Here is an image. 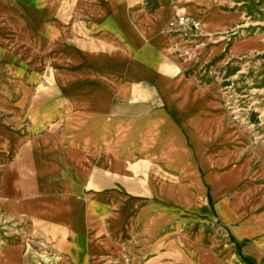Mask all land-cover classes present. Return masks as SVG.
Segmentation results:
<instances>
[{"label": "crops", "instance_id": "crops-1", "mask_svg": "<svg viewBox=\"0 0 264 264\" xmlns=\"http://www.w3.org/2000/svg\"><path fill=\"white\" fill-rule=\"evenodd\" d=\"M254 2L0 0V234L20 264H264V168L227 139L220 77L188 71L264 52Z\"/></svg>", "mask_w": 264, "mask_h": 264}, {"label": "rangeland", "instance_id": "rangeland-1", "mask_svg": "<svg viewBox=\"0 0 264 264\" xmlns=\"http://www.w3.org/2000/svg\"><path fill=\"white\" fill-rule=\"evenodd\" d=\"M245 1L248 2L246 6L254 4V10L260 7V4H256L254 0ZM252 12L245 16V22L248 25L246 24L244 28L249 31H251L250 27L253 26L254 21ZM257 18L264 21V13L257 16ZM216 65V57L209 61L200 58L188 71L193 72V69H195L204 75L200 85L208 83L210 81L209 76L216 75L220 77V85L226 91L224 114L231 125L230 128L227 124V139L232 134H236L233 142L240 146L243 161L250 163L251 171L264 168V52L242 56L235 62L227 63L223 69L216 68ZM53 66L52 63L50 66L51 74L55 70ZM52 81L51 78V83ZM232 129H234V132H232ZM226 148H232V146L226 143ZM11 235L0 234V264L21 263V247L8 243ZM31 246L38 247L42 244L40 240H33Z\"/></svg>", "mask_w": 264, "mask_h": 264}, {"label": "built area", "instance_id": "built-area-1", "mask_svg": "<svg viewBox=\"0 0 264 264\" xmlns=\"http://www.w3.org/2000/svg\"><path fill=\"white\" fill-rule=\"evenodd\" d=\"M177 24L179 27H189L192 29H199L201 27V24L195 20L194 18L189 17L185 12H180L177 15V21H171L170 25L174 26ZM107 264H121L118 261H111Z\"/></svg>", "mask_w": 264, "mask_h": 264}, {"label": "bare ground", "instance_id": "bare-ground-1", "mask_svg": "<svg viewBox=\"0 0 264 264\" xmlns=\"http://www.w3.org/2000/svg\"><path fill=\"white\" fill-rule=\"evenodd\" d=\"M125 262V261H124Z\"/></svg>", "mask_w": 264, "mask_h": 264}]
</instances>
